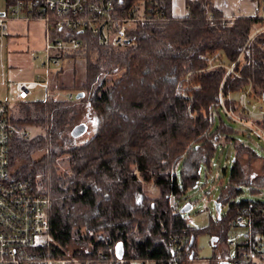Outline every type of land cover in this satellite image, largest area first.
<instances>
[{
    "label": "trees",
    "instance_id": "16d2710c",
    "mask_svg": "<svg viewBox=\"0 0 264 264\" xmlns=\"http://www.w3.org/2000/svg\"><path fill=\"white\" fill-rule=\"evenodd\" d=\"M113 3L120 11L130 9L150 20L129 30L130 44L124 47L86 31L72 34L84 42L63 58L83 61L85 77L78 88L83 96L26 100L14 103L15 110L8 108L15 127L39 130L29 138L13 134L8 158L14 176L36 183L50 201L48 255L82 264H190L189 255L198 259L196 240L205 234L213 248L207 264L215 261V240L227 246V253L233 239L234 260L264 264V202L238 200L244 187L251 194L264 190V155L248 141H239L220 112L222 100L229 112L240 115L235 94L248 87L261 100L264 17L224 18L211 0H185L182 16L173 15L172 0ZM218 51L235 63L234 74L226 75L223 68L207 70L201 56ZM61 71L50 78L52 95L62 90L54 83ZM76 100L92 111L97 129L83 144L65 148L78 113ZM255 124L264 134V119ZM229 147V177L225 184L218 182L215 201L220 211L222 206L226 210L206 228L192 227L184 214L170 208L169 196L180 204L196 186L201 164L207 175L216 152ZM40 152L45 154L34 158ZM244 154L260 160L253 179L242 170L239 159ZM148 185L158 191L156 196L145 193ZM243 214L251 228L238 236L241 227L232 222ZM178 239L188 243L176 256L173 243ZM118 243L121 260L115 257Z\"/></svg>",
    "mask_w": 264,
    "mask_h": 264
},
{
    "label": "built area",
    "instance_id": "2783aa9c",
    "mask_svg": "<svg viewBox=\"0 0 264 264\" xmlns=\"http://www.w3.org/2000/svg\"><path fill=\"white\" fill-rule=\"evenodd\" d=\"M114 0H5V7L0 11V48L8 37V21H39L44 27L45 61L42 63L43 74L36 75L33 81L13 82L11 94L15 103L30 100L36 88L45 93V98L71 100L72 94L62 98L51 94L50 78L62 69L66 62L64 54L78 50L83 39L73 37V33L89 32L98 36L101 42H110L114 47L130 44L127 34L137 23L149 21L148 16L132 15L129 10L116 8ZM150 12V11H149ZM159 16V12H155ZM231 19V18H230ZM207 64V70L223 68L226 75L234 74L235 63L229 64L223 52L206 53L201 56ZM0 67L3 68L2 63ZM241 114L229 112L222 100L220 112L242 126L249 136L257 135L264 146V134L256 122L264 119V111L251 110V100L256 99L250 87L235 94ZM258 100V99H257ZM261 101V100H260ZM261 109V108H260ZM13 134L29 138V131L15 127L8 119V106L0 102V264H82L76 258H55L48 255L51 246L47 211L50 201L38 185L28 179L16 178L9 163L8 144ZM217 147V142L211 140ZM169 206L173 211H180V204L169 196ZM233 225L244 228L249 234L251 221L245 214L237 216ZM247 238L244 245L248 243ZM187 240H174L173 250L179 256L186 249ZM231 250L236 247V240L228 243ZM244 260L250 256L244 254ZM190 261L196 259L189 255ZM203 260L201 264H206ZM244 264L230 255L220 263Z\"/></svg>",
    "mask_w": 264,
    "mask_h": 264
},
{
    "label": "rangeland",
    "instance_id": "374dc122",
    "mask_svg": "<svg viewBox=\"0 0 264 264\" xmlns=\"http://www.w3.org/2000/svg\"><path fill=\"white\" fill-rule=\"evenodd\" d=\"M5 7V0H0V11H3ZM8 33L9 36L2 42V48H0V63L3 68L0 67V102L6 103L8 108L14 107V100L11 94V86L13 82L18 81H33L36 75L43 74L44 69L42 63L45 61V35L43 24L39 21L33 20L29 22L22 21H8ZM61 73H59L56 82L54 83L62 90L54 91V94L58 98H62L66 94H72L76 97L78 94V88L84 81L85 70L83 61L79 58L69 60L62 65ZM1 71L3 72L1 74ZM45 98V93L40 89L36 88L33 90L30 100L39 101ZM251 110L264 111V104L262 101L252 99ZM77 106L74 115V122L70 128L76 125L83 124L86 126V131L81 136L72 137L71 134L65 136L64 147H71L74 145H81L88 141L96 132L97 126L94 122V114L87 105L79 106L77 100L75 101ZM261 108V109H260ZM222 119L225 124H230L233 130L237 131V139L241 142H249L250 145L261 155H264V151L261 149L263 142L258 138L257 135L249 136L245 133L244 129L237 122L230 119L224 113ZM30 136H34L39 133V130L27 129ZM249 136V137H248ZM228 151L223 153L216 152L211 161V170L205 175L204 164H201L199 171V178L196 186L190 188L187 194L182 198L180 202L181 208L186 205L187 201H190L191 209L184 213V216L188 219L189 224L192 227L203 229L206 228L210 219L215 218V201L218 198V182L221 180L224 184L227 182L230 171V163L232 161V150L231 147ZM44 152L35 154L34 158H40ZM63 158V157H62ZM65 158V157H64ZM240 164L244 171L245 178H255L260 172V160L254 157H247L245 154L240 156ZM63 160L61 161V163ZM227 162V164H226ZM60 167H65V164H60ZM224 169V171H223ZM179 172V170H178ZM145 188V187H144ZM145 193L148 196H156L158 191L151 185L146 186ZM239 199L252 200V201H263L264 202V190L259 193L251 194L248 187H244L243 194ZM226 206H222L221 212L224 213ZM237 235H243L246 233L244 228L237 230ZM211 239L208 235L202 234L196 240V248L198 253V259L190 264H201L203 260L207 262L213 254V248L211 246ZM235 240V239H233ZM215 255V261L219 260L220 263L226 258L227 246L224 243H219L216 240L213 242ZM231 249V248H230ZM229 249V250H230ZM226 250V251H225ZM147 264H153L147 262ZM207 264V263H206Z\"/></svg>",
    "mask_w": 264,
    "mask_h": 264
},
{
    "label": "crops",
    "instance_id": "0c3cea01",
    "mask_svg": "<svg viewBox=\"0 0 264 264\" xmlns=\"http://www.w3.org/2000/svg\"><path fill=\"white\" fill-rule=\"evenodd\" d=\"M211 1L213 2L214 6L222 12L224 18L251 17L256 14H259L261 17H264V1L260 2L261 0L259 1L258 0H211ZM258 4H260L259 7ZM172 13L175 16L184 15L186 13L185 0H172ZM2 73L3 72L1 71V74ZM227 254L228 255L231 254V249L225 255L228 256Z\"/></svg>",
    "mask_w": 264,
    "mask_h": 264
},
{
    "label": "water",
    "instance_id": "95a60500",
    "mask_svg": "<svg viewBox=\"0 0 264 264\" xmlns=\"http://www.w3.org/2000/svg\"><path fill=\"white\" fill-rule=\"evenodd\" d=\"M82 96H83L82 93H78V94H76V99H78ZM261 101L264 104V92L261 96ZM85 131H86V126L83 124H79V125H76L72 128L70 134L72 137H78V136H81L83 133H85ZM214 206H215L216 216L219 219L220 214H221L220 207L218 204H214ZM190 209H191L190 205L186 204L180 209V213L184 214V213L188 212ZM122 256H123V248H122V245L120 243H118L115 246V257L118 260H121ZM221 264H227V263L223 262Z\"/></svg>",
    "mask_w": 264,
    "mask_h": 264
}]
</instances>
